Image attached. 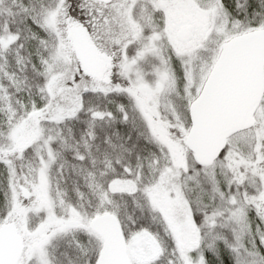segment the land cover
Listing matches in <instances>:
<instances>
[{
    "label": "snow or ice",
    "instance_id": "obj_1",
    "mask_svg": "<svg viewBox=\"0 0 264 264\" xmlns=\"http://www.w3.org/2000/svg\"><path fill=\"white\" fill-rule=\"evenodd\" d=\"M0 264H264V0H0Z\"/></svg>",
    "mask_w": 264,
    "mask_h": 264
}]
</instances>
